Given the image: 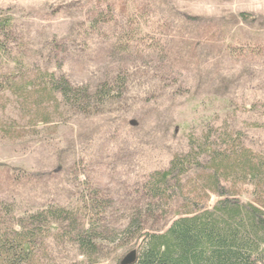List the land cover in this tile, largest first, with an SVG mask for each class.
Wrapping results in <instances>:
<instances>
[{
	"label": "rangeland",
	"instance_id": "rangeland-1",
	"mask_svg": "<svg viewBox=\"0 0 264 264\" xmlns=\"http://www.w3.org/2000/svg\"><path fill=\"white\" fill-rule=\"evenodd\" d=\"M144 1L158 7L152 24L170 20L162 32L173 37L165 57L139 54L134 46L126 54L115 52L113 30L90 38L83 22L93 0H0L2 15L16 22L4 42L15 46L13 54L19 53L18 43L27 45L39 51L30 53L35 65L64 64L63 73L76 85L115 78L123 83L104 104L62 109L47 124L30 126L14 104H0L1 122L13 133L0 135V211L10 205L17 214L49 203L76 204L96 191L108 209L96 264H120L137 249L117 236L138 203L136 190L147 175L166 169L175 153L188 151L189 136L200 137L229 118L243 129L248 146L264 150V0ZM243 12L256 22H245ZM191 17L203 20L193 24ZM214 32L221 42L202 40ZM228 44L236 50L230 52ZM205 190L206 205L212 206L218 197ZM237 190L242 201L252 199L250 187ZM162 219L157 214L142 220L151 229L162 226ZM47 243L49 260L43 263L93 264L72 243Z\"/></svg>",
	"mask_w": 264,
	"mask_h": 264
},
{
	"label": "trees",
	"instance_id": "trees-1",
	"mask_svg": "<svg viewBox=\"0 0 264 264\" xmlns=\"http://www.w3.org/2000/svg\"><path fill=\"white\" fill-rule=\"evenodd\" d=\"M156 7L144 0H93L83 24L90 38L113 30L115 52L126 54L134 46L139 54L160 57L164 52L161 57H165L166 43L173 37L162 32L170 20L164 17L158 25L152 24ZM239 16L248 23L257 18L246 12ZM202 20L191 17L187 21L199 24ZM15 26L13 16L0 12V104L5 100L14 104L30 126L38 120L51 122L50 116L62 109L74 112L98 107L114 96L116 87L123 86L117 78L94 86L76 85L63 73L64 64L40 68L31 58L39 51L21 43L17 44L19 53L13 54L15 46L4 42ZM217 35L214 32L211 39L202 40L221 42ZM251 43L247 45L257 46ZM236 48L227 47L230 52ZM1 121L0 116V135L12 136L11 128ZM221 121L215 130L207 127L200 137L189 136L188 151L175 153L166 169L140 182L138 203L117 235L127 245L136 246L135 264H264V150L248 146L235 121ZM239 185L251 188V200L239 198ZM205 189L218 197L212 206L206 205ZM107 211L106 203L92 189L71 205L49 203L17 214L13 205L4 206L0 211V264H47L43 262L49 260V240L72 243L85 259L99 263L104 239L100 228ZM157 214L163 218L162 226L146 229L142 219Z\"/></svg>",
	"mask_w": 264,
	"mask_h": 264
},
{
	"label": "water",
	"instance_id": "water-1",
	"mask_svg": "<svg viewBox=\"0 0 264 264\" xmlns=\"http://www.w3.org/2000/svg\"><path fill=\"white\" fill-rule=\"evenodd\" d=\"M136 261H137V251L131 250L123 257V259L120 261V264H135Z\"/></svg>",
	"mask_w": 264,
	"mask_h": 264
}]
</instances>
